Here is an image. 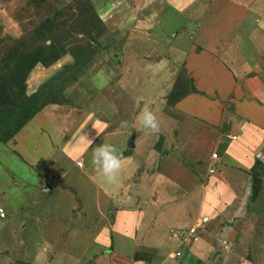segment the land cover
Listing matches in <instances>:
<instances>
[{
	"label": "crops",
	"instance_id": "0c3cea01",
	"mask_svg": "<svg viewBox=\"0 0 264 264\" xmlns=\"http://www.w3.org/2000/svg\"><path fill=\"white\" fill-rule=\"evenodd\" d=\"M198 7L195 14H189L193 18L186 19V34L171 40L169 47L171 57L183 65L193 91L167 108V98L166 102L162 99L173 87L177 63L162 58L153 67L148 64L149 71L157 72L149 73L152 91L141 83L149 104L137 116L152 111L160 121V131L150 133L137 124L140 136L136 132L134 148L124 150L116 182L107 183L91 163L93 150L115 135L100 136L89 114L80 113L68 122L64 117L43 121L41 128L30 123L25 128L31 127L37 135L25 128L15 135L16 150L23 160L35 164L45 154L50 161L40 164L43 173L68 186L60 192L55 186L48 188L47 195L57 198L51 204L56 219L49 218V232L38 236V242L52 238L64 245L71 241L69 250L57 251L85 263L96 258L97 264H131L132 243L147 241L146 247H153L156 254L159 249L165 252V232L172 226L200 220L215 223L235 202L248 199L252 168L257 161L264 163V0H208ZM181 10L187 11L185 4L176 11ZM124 132L123 127L120 137ZM162 139L161 147L157 146ZM41 140L50 148L38 146ZM142 153L146 155L143 160ZM212 154H217L215 159ZM107 209L111 227L103 235L90 231L93 225L98 227L95 219L107 217ZM70 210L78 211L69 217ZM62 217V221H73L76 228L90 225L89 230L53 231ZM220 235L224 245L225 239L234 242L233 229L224 227ZM182 247L192 254L197 250L195 244ZM241 249L243 243L238 256L244 255ZM170 263L174 262L166 264Z\"/></svg>",
	"mask_w": 264,
	"mask_h": 264
},
{
	"label": "rangeland",
	"instance_id": "374dc122",
	"mask_svg": "<svg viewBox=\"0 0 264 264\" xmlns=\"http://www.w3.org/2000/svg\"><path fill=\"white\" fill-rule=\"evenodd\" d=\"M202 1L208 0H0V210L4 214L0 217V264H97L96 258L85 263L84 259L57 251L65 247L69 250L71 241L63 245L52 238L47 243L36 240L49 232V218L56 219L51 204L57 198L47 192L50 187L60 192L68 190V186L56 176L43 173L40 164L50 161L45 154L35 164L23 160L16 150L15 135H10L16 123L33 108L37 111L23 128L63 117L66 122L73 121L80 113L89 114L100 136L115 135L109 143L124 156L127 140L132 133L139 134L138 111L149 104L144 92L152 91L149 73L154 75L157 70L149 71L148 64L153 67L162 58L177 63L173 87L162 99L166 102L167 98V108L171 95L173 101L191 90L183 65L171 57L169 47L171 40L186 34V19L193 18L189 14H195ZM184 4L187 11H176ZM31 60L36 62L28 69ZM141 83L147 85L144 92ZM16 115V122L6 123ZM122 122L127 124L126 134L120 137ZM30 129L33 130H26ZM34 134L37 135L35 131ZM162 144L163 139L157 146ZM39 145L45 150L50 148L45 140ZM144 157L142 153L140 159ZM261 164L255 176L249 175L250 194L246 201L235 202L215 223L200 220L193 225L172 226L165 232V252L159 249L156 254L153 247H146L147 241L132 243L130 263L166 264L170 260L172 264H264V163ZM255 187L260 192L253 199ZM76 211L70 210L69 217ZM109 211V219H95L98 227L93 225L90 231L101 235L107 232L106 227L112 224ZM62 219L53 231L89 230L90 225L76 228L73 221ZM224 227L234 230L233 243L225 239L223 244L220 234ZM149 243L154 246L156 242ZM240 243L243 256L237 255ZM185 244H195L197 250L192 254L182 247ZM98 250L101 252V247Z\"/></svg>",
	"mask_w": 264,
	"mask_h": 264
},
{
	"label": "clouds",
	"instance_id": "9594fccd",
	"mask_svg": "<svg viewBox=\"0 0 264 264\" xmlns=\"http://www.w3.org/2000/svg\"><path fill=\"white\" fill-rule=\"evenodd\" d=\"M138 121L142 128L150 133L160 131V121L150 110L143 111L138 116ZM122 127H126V122H122ZM92 165L107 183H114L118 180L122 168V157L117 147L110 143L97 146L92 152Z\"/></svg>",
	"mask_w": 264,
	"mask_h": 264
},
{
	"label": "trees",
	"instance_id": "16d2710c",
	"mask_svg": "<svg viewBox=\"0 0 264 264\" xmlns=\"http://www.w3.org/2000/svg\"><path fill=\"white\" fill-rule=\"evenodd\" d=\"M32 59H36L35 57H33L32 56ZM36 60H39V58L38 59H36ZM36 60L35 61H33V60H31V65H30V67H28V69L29 68H31L32 66H33V64L36 62ZM191 91H193V88L191 87V90L188 92V93H190ZM176 91L174 90V92L173 93H175ZM172 94V93H171ZM174 95V94H173ZM186 94L184 93L183 95H181L180 97H178L177 99H175V100H173L172 101V95L168 98V102L170 103V105H172L173 103H175L176 101H178L180 98H182V97H184ZM36 111H37V109L36 108H33V109H31L30 110V112H26L25 114H24V118H22V121H20V122H18V123H16L17 125H16V128L15 129H13V132L11 133V135L10 136H12V135H16L23 127V125H24V122H26V120L27 119H29L31 116H33L35 113H36ZM18 115H16V116H13L12 118H11V120L10 121H8V122H6L7 124L8 123H13V122H16L15 120L16 119H18V117H17ZM6 139L7 138H4V140L3 141H6ZM262 165L263 164H261L259 161H257L256 163H255V165H254V167L252 168V171H251V173H252V177H253V175L255 176V173L254 172H256V170L258 169V167H262ZM252 192H253V199L259 194V192H260V188H258V187H255L253 190H252Z\"/></svg>",
	"mask_w": 264,
	"mask_h": 264
},
{
	"label": "water",
	"instance_id": "95a60500",
	"mask_svg": "<svg viewBox=\"0 0 264 264\" xmlns=\"http://www.w3.org/2000/svg\"><path fill=\"white\" fill-rule=\"evenodd\" d=\"M134 139H135V134L132 133V135L130 136L129 140L127 141L128 149H133L134 148Z\"/></svg>",
	"mask_w": 264,
	"mask_h": 264
},
{
	"label": "built area",
	"instance_id": "2783aa9c",
	"mask_svg": "<svg viewBox=\"0 0 264 264\" xmlns=\"http://www.w3.org/2000/svg\"><path fill=\"white\" fill-rule=\"evenodd\" d=\"M232 139H235V137H232ZM216 156H217V154H212V158H216ZM4 216V214H3V212H2V210H0V217H3ZM177 255H179V254H177Z\"/></svg>",
	"mask_w": 264,
	"mask_h": 264
}]
</instances>
